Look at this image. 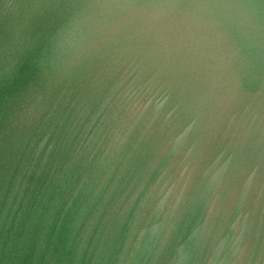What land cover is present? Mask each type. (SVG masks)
<instances>
[{
  "label": "water",
  "instance_id": "1",
  "mask_svg": "<svg viewBox=\"0 0 264 264\" xmlns=\"http://www.w3.org/2000/svg\"><path fill=\"white\" fill-rule=\"evenodd\" d=\"M0 264H264V0H0Z\"/></svg>",
  "mask_w": 264,
  "mask_h": 264
}]
</instances>
